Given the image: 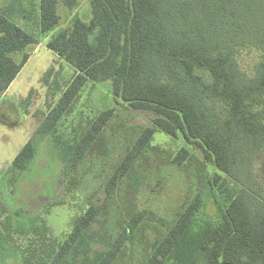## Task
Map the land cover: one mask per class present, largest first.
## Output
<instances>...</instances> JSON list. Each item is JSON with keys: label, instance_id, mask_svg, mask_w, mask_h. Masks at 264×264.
Masks as SVG:
<instances>
[{"label": "trees", "instance_id": "obj_1", "mask_svg": "<svg viewBox=\"0 0 264 264\" xmlns=\"http://www.w3.org/2000/svg\"><path fill=\"white\" fill-rule=\"evenodd\" d=\"M81 1L13 0L0 7V96L28 62L27 48L37 43L14 19L36 21L42 34H50L62 25L60 8L73 12ZM48 48L75 75L37 135L54 141L69 175L115 115L114 108L100 112L73 140L59 135V124L88 83H110L116 101L152 118L106 183L107 199L123 178L143 185L138 163L158 131L183 142L173 159L177 168L194 154L215 169L153 241L142 264H264V0H91L90 15L74 17ZM245 51L259 53L251 73L241 67ZM36 137L17 155L14 174L34 162ZM212 201L215 214L207 211ZM103 209L92 203L63 243L49 238L41 217L6 212L0 264H118L144 213H135L97 249L93 229ZM14 235L35 236L48 249L36 258L37 251L28 254L13 244Z\"/></svg>", "mask_w": 264, "mask_h": 264}, {"label": "rangeland", "instance_id": "obj_2", "mask_svg": "<svg viewBox=\"0 0 264 264\" xmlns=\"http://www.w3.org/2000/svg\"><path fill=\"white\" fill-rule=\"evenodd\" d=\"M12 1L0 0V7ZM90 1L82 0L73 12L61 7L62 25L46 35L41 33L38 22L22 17L14 19L37 43L27 48L28 62L0 96V229L6 221V212H21L26 217H41L50 227L49 238L63 243L75 221L96 202L104 208L93 229L95 248L102 249L105 245L101 240L112 242L121 226L135 213L142 212L144 220L118 263L142 264L153 241L164 236L177 214L193 200L215 169L194 154L182 168H177L173 159L184 147L183 142L158 131L138 163L137 174L143 185L136 188L133 179L123 178L112 198L107 199L106 183L152 119L151 114L134 111L122 101H116L110 83H88L59 124V135L70 141L83 135L100 112L115 109L101 138L75 173L69 175L58 160L54 141L37 135L50 109L57 105L75 75L74 67L50 50L48 43L74 17L89 16ZM258 58L257 51H245L240 58L242 69L251 73ZM35 137L38 154L34 162L28 171L14 174L17 155ZM207 211L215 214L213 201L209 202ZM13 244L28 254L37 251L36 258L49 245L45 246L35 236L23 235H14ZM8 264L22 262L10 260Z\"/></svg>", "mask_w": 264, "mask_h": 264}]
</instances>
